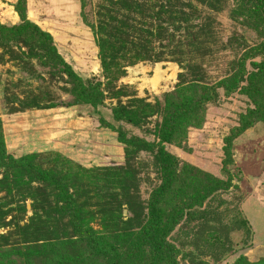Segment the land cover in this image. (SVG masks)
Wrapping results in <instances>:
<instances>
[{"label": "rangeland", "instance_id": "1", "mask_svg": "<svg viewBox=\"0 0 264 264\" xmlns=\"http://www.w3.org/2000/svg\"><path fill=\"white\" fill-rule=\"evenodd\" d=\"M263 6L0 0V264H264Z\"/></svg>", "mask_w": 264, "mask_h": 264}, {"label": "trees", "instance_id": "2", "mask_svg": "<svg viewBox=\"0 0 264 264\" xmlns=\"http://www.w3.org/2000/svg\"><path fill=\"white\" fill-rule=\"evenodd\" d=\"M261 2L263 3L264 5V0H261ZM264 7V6H263ZM23 17V16H22ZM26 23V24H24ZM23 24H21L17 29L20 30L21 28L22 29H25V27H27V24H30L29 21L27 22H24ZM33 25H38L34 22H31ZM37 27H40L39 25ZM8 28L1 24L0 23V30L4 31V30H7ZM40 30L38 31L37 30V34L40 35V39L41 37H46L47 39L49 38V50H50V54L48 55V57L51 58V60H53V62H57V63H60L62 65L65 66V72L69 75V76H72L74 80H76V77L77 79L81 78V76H79L77 74V72L73 69V67L64 59L60 56V53H59V50L57 48V45L55 43V40H54V37L53 35L48 32V31H44L42 30L41 28H39ZM255 67H256V70L249 73V76H248V81L249 83H253L255 81H257V79L261 78L264 74V65L263 64H259V63H254ZM264 79V78H263ZM262 79V80H263ZM83 81V80H82ZM80 89H79V94L78 96L85 102L87 103H92V104H95V100H93L91 98V96L88 95V93L85 92V89L83 88L82 85H80ZM116 115V114H115ZM127 119V118H126ZM129 120V119H127ZM129 121H132V120H129ZM175 122L172 121L169 128H170V132L167 131L166 129L165 130H162L160 132V134L162 135L161 136V141H163V143H166V142H172L171 138H170V134L171 133H174V131L176 130V126H175ZM2 144H3V140L0 136V148H2ZM164 146V145H163ZM162 146V147H163ZM161 153H162V157L164 159V161L167 163V165L169 166V163H171V156L168 152H166V150L164 148H161ZM7 157H10L12 160L15 159V158H12V156H10V154H7L6 155ZM171 167V165H170ZM168 168V167H167ZM167 187V186H166ZM164 188H165V184H164ZM164 190V189H163ZM156 211V214H155V220L152 224H150L148 226V228L146 229V232L148 234V237H149V240L150 242L154 243L155 244V247H156V251L157 252H162L166 249V243L167 241L164 240L163 238V231L166 230V223H165V218H167V222H168V217L162 212H160L159 209H155ZM169 223V222H168Z\"/></svg>", "mask_w": 264, "mask_h": 264}, {"label": "crops", "instance_id": "3", "mask_svg": "<svg viewBox=\"0 0 264 264\" xmlns=\"http://www.w3.org/2000/svg\"><path fill=\"white\" fill-rule=\"evenodd\" d=\"M29 2H31V0H29Z\"/></svg>", "mask_w": 264, "mask_h": 264}]
</instances>
